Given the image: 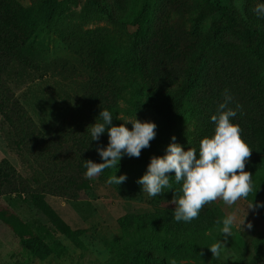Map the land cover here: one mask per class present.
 I'll return each instance as SVG.
<instances>
[{"label": "rangeland", "instance_id": "rangeland-1", "mask_svg": "<svg viewBox=\"0 0 264 264\" xmlns=\"http://www.w3.org/2000/svg\"><path fill=\"white\" fill-rule=\"evenodd\" d=\"M203 1L102 0L97 8L87 0H14L25 10L20 21L30 34L29 43L43 47L46 55L47 75L30 84L26 93L28 116L37 126L45 131L57 126L92 70L98 71V83L111 86L112 71L128 68L131 77L119 102L121 123L136 116L155 122L157 128L138 158H122L119 165L96 177L83 178L72 166L74 158L68 160L65 167L70 174L65 180L85 188L72 197L37 191L29 196H0V264H171L173 260L176 264H264V208L247 209L252 199L264 203V164L260 163L264 61L250 51L237 53L232 46L226 56L215 53L222 41L219 33L211 31L210 19L194 23ZM257 2L224 3L249 20L247 10L252 11ZM145 4L146 20L136 36L135 22ZM153 56L161 59L156 72L161 81L177 78L179 82L169 93L197 69L183 97L188 109L174 129L153 109L169 93L142 85L146 63ZM169 65L176 70L170 71ZM23 89H15V96ZM225 90L231 96L228 106L237 113L232 122L239 125L251 149L245 162V170L252 175L251 198L233 205L217 199L206 203L191 222H177L171 200L180 186L174 177L173 189L155 197L141 191L136 181L150 157L164 155L173 136L187 150L198 149L200 140L213 134L210 117L224 102ZM48 104H58L60 111H51ZM195 107L202 109L196 113ZM23 155L0 116V160H7L33 183L36 177ZM115 172L127 177L119 186L107 183ZM229 214L235 216L236 226L225 242L217 221ZM249 222L251 229L246 227ZM218 239L225 246L219 256H213L206 245Z\"/></svg>", "mask_w": 264, "mask_h": 264}, {"label": "trees", "instance_id": "trees-1", "mask_svg": "<svg viewBox=\"0 0 264 264\" xmlns=\"http://www.w3.org/2000/svg\"><path fill=\"white\" fill-rule=\"evenodd\" d=\"M97 8L102 7V0H87ZM231 0H204L194 17V23L200 24L210 19V29L221 35L222 44L215 53L219 56L229 54L232 46L237 53L250 51L264 61V18L256 16L254 11L247 10L250 18L245 20L235 10H230L224 2ZM145 4L138 15L135 25L136 36L142 29L146 20ZM23 8L14 0H0V116L1 122L8 128L16 142V147L23 153L33 170L35 184L28 181L29 178L16 172L10 163L0 160V196L24 195L34 193H52L70 197L82 192L85 188L78 183L69 185L65 179L70 174L65 164L72 160V166L79 170L83 178L85 176V160L102 162L96 151L98 144H107V133L102 134L99 141H91L87 127L99 121L101 109H107L113 114V124L119 125L121 120L118 116L120 111V99L123 98L124 90L128 85L131 72L128 68L112 71L111 86L97 82L98 71H91L87 76V82L81 94L66 111L64 117L57 126L49 131L41 129L28 116L26 106V93L30 84L36 79H43L46 74L43 47L36 48L29 43L30 34L21 25ZM161 59L151 57L146 63V75L142 79L143 87H149L157 91L168 92L177 85V78H171L166 82L161 81L158 73ZM170 71L176 70L168 66ZM197 69L193 68L183 82L169 96L154 104L155 113L166 123L169 129H174L179 117L188 108L183 102ZM156 73V74H155ZM86 78V77H85ZM24 88L21 97L15 96V89ZM173 91V90H172ZM258 99L262 94L257 93ZM28 105V104H27ZM53 112H59L58 104H48ZM202 108L195 107L198 113ZM264 123L263 119H260ZM264 146V141H263ZM142 153V150H141ZM135 158V157H123ZM264 164V156L260 158ZM71 194H70V193ZM251 193L247 199L251 198ZM72 197V196H71ZM163 226L168 225L162 223ZM171 226V225H170ZM173 227V226H172ZM183 229V227H182ZM145 256L142 257V259Z\"/></svg>", "mask_w": 264, "mask_h": 264}, {"label": "clouds", "instance_id": "clouds-1", "mask_svg": "<svg viewBox=\"0 0 264 264\" xmlns=\"http://www.w3.org/2000/svg\"><path fill=\"white\" fill-rule=\"evenodd\" d=\"M253 11L257 17L264 18V0H258ZM230 101L231 96L225 90L224 102L218 105L216 114L210 117L214 124L213 134L203 137L198 149L188 147L185 150L173 136L164 155L150 157L146 171L136 181L141 191L155 197L165 193L166 189H173L170 181L174 177L175 183L180 186L178 193L174 190L171 200L175 205L173 218L177 222H191L208 202L220 199L226 205H233L253 192L252 175L245 170L251 149L242 139L239 125L232 122L237 113L228 106ZM98 117L99 121L95 119L87 131L91 141H99L102 134L107 133L108 142L96 146L102 162L85 160L84 174L88 178L116 167L125 156L138 158L141 150L148 148L156 136L157 125L150 120L141 121L135 116L134 120H122L123 123L115 125L113 114L107 109H101ZM128 124H131V128L127 127ZM116 172L107 178V183L119 186L127 177L126 174L117 176ZM260 208H264V203H254L253 199L247 206L253 211ZM244 219L238 227L242 228ZM217 225L220 237L226 242L236 226L235 216L226 215L217 221ZM246 227L251 229L253 225L249 222ZM206 246L213 256H219L225 243L218 239ZM171 264H176V261L173 260Z\"/></svg>", "mask_w": 264, "mask_h": 264}]
</instances>
